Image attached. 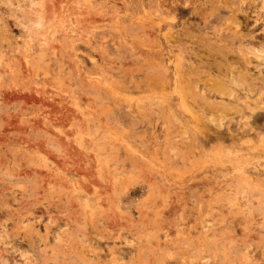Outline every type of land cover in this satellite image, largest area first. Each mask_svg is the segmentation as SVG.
Instances as JSON below:
<instances>
[{
	"label": "rangeland",
	"instance_id": "rangeland-1",
	"mask_svg": "<svg viewBox=\"0 0 264 264\" xmlns=\"http://www.w3.org/2000/svg\"><path fill=\"white\" fill-rule=\"evenodd\" d=\"M0 264H264V0H0Z\"/></svg>",
	"mask_w": 264,
	"mask_h": 264
},
{
	"label": "bare ground",
	"instance_id": "bare-ground-1",
	"mask_svg": "<svg viewBox=\"0 0 264 264\" xmlns=\"http://www.w3.org/2000/svg\"><path fill=\"white\" fill-rule=\"evenodd\" d=\"M168 1H169V0H168ZM168 3H169V2H168ZM51 4H52V3H51ZM51 4H50V5H51ZM50 5H49V7H50ZM168 5H169V4H168ZM57 7H59V5H58ZM50 8H51V7H50ZM52 8H53V7H52ZM169 8L171 9V8H175V7H174L173 5L170 4V7H169ZM205 8H206V7H205ZM200 9H201V8H200ZM181 10H182V9H181ZM54 11H55V9H54ZM202 11H204V10H202ZM80 12H81V11H80ZM180 12H181V11H180ZM180 14H181V13H180ZM192 16H193V14H192ZM197 16H198V15H197ZM215 20H216V17L213 16V18H212V19H209L207 22L210 23L211 21H215ZM201 21H202V20H201ZM215 30H216V29H215ZM62 92H63V91H62ZM205 114H206V113H205ZM38 125H39V124H38ZM15 126H16V125H15ZM38 145H39V144H38ZM229 179H230V178H229ZM229 179H228V180H229ZM251 182H252V181H251ZM222 188H223V187H222ZM214 189H215V188H214ZM218 191H219V190H218ZM217 195H218V194H217ZM211 200H212V199H211ZM219 202H220V201H219ZM176 206H177V205H176ZM206 208H207V206H206ZM203 210H204V209H203Z\"/></svg>",
	"mask_w": 264,
	"mask_h": 264
}]
</instances>
